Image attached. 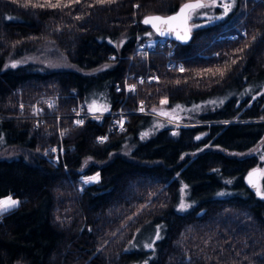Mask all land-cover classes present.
I'll list each match as a JSON object with an SVG mask.
<instances>
[{
    "label": "trees",
    "instance_id": "obj_1",
    "mask_svg": "<svg viewBox=\"0 0 264 264\" xmlns=\"http://www.w3.org/2000/svg\"><path fill=\"white\" fill-rule=\"evenodd\" d=\"M186 1L0 0V197L20 202L2 213L0 264H264V198L243 181L264 162V0H232L229 13L193 27L188 43L170 41L178 70L156 49L133 54L134 42L158 38L143 16ZM46 41L68 68L6 65ZM127 69L136 89L122 103L114 86ZM146 71L156 83L135 80ZM215 96L225 99L201 124L140 138L162 99L169 108ZM76 100L89 110L121 106L126 130L97 143L106 117L74 123ZM140 104L150 113L137 112ZM59 142L63 161L55 162L50 147ZM143 202L149 208L122 227ZM153 228L152 249L136 247Z\"/></svg>",
    "mask_w": 264,
    "mask_h": 264
},
{
    "label": "rangeland",
    "instance_id": "obj_2",
    "mask_svg": "<svg viewBox=\"0 0 264 264\" xmlns=\"http://www.w3.org/2000/svg\"><path fill=\"white\" fill-rule=\"evenodd\" d=\"M205 2H207L208 4L211 5L212 0H205ZM227 3H232V0H223L219 3H216V6L206 7V9H208V10H205V9H202V10L199 9L198 10L197 9L192 14V18L190 20L196 19L197 17H200L201 19H200V21H198L196 23H191L189 20V28L192 29L193 25L198 26V24L209 23V21H211V20L217 19L223 15H226L222 5L227 4ZM212 7H218V8L220 7L222 9L221 14L215 15ZM231 9L227 13H229L231 11ZM144 41L151 43L154 41V39H148V40H144ZM145 57L147 58L148 56L143 55V58H145ZM29 61H31L35 64L36 63L40 64V66H42V67H46V68L48 67L51 69L68 68L67 63L62 61L59 58V54H58L57 50L55 48H53V45L51 44L50 41H46V43L37 46L35 51L29 52V54L25 55L24 57L19 56V57L14 58V59H12V58L7 59L6 65L9 67H12L13 64H15L16 66L25 65V63H27ZM224 99H225V97L215 96L212 98L201 100V102L192 103L191 105H188V106L176 104V105H173L169 108H167V106H166L167 102L162 103V101H166V100L162 99L157 108L153 107L155 110L153 109L152 113L148 112V113H150L149 114L150 116H153V118L151 119L152 121L150 122V124H148L147 127L143 128L141 130L142 132L140 134V138L141 139H147L150 136L154 135L157 131H159V128H163V127H167V128L171 127L172 130H174L175 126H178V125H180V126L181 125H189L190 126L192 124H201L202 122H200V121L202 120L201 119L202 116L207 114L209 111H212L213 109H216L217 107H219L223 103ZM236 99H239V98L236 97ZM99 100L100 101L98 102V105L105 106V107L107 106V103L104 100H101V99H99ZM138 109L142 110L143 112L145 111L144 109H142V104ZM139 110H137V112ZM139 113H142V112H139ZM86 118L87 117H85L84 119H86ZM174 132H175V130L172 131V133H174ZM144 133H147V135L146 136L143 135ZM199 137H201V135ZM4 143H5L4 137H2L0 135V157H4L7 155V149L5 148ZM9 153L12 154V151H10ZM261 160H263V158H261ZM254 168L261 169L260 177H259L260 183H259L258 187L260 188L261 192H264L262 190V185H261V182H262L261 178H262V175L264 174V162L251 166L248 169V171H250L251 169H254ZM97 175L98 174L96 173L93 175L85 176V178L83 179V183L87 184V183H85V180L88 177H93V176H97ZM245 175L243 176V181H244ZM226 182H230V181H226ZM88 183H93V182H88ZM245 184H246V182H245ZM246 186H247V184H246ZM158 193L161 194V190H158V191L152 193L151 198L148 199V201L151 202V199L153 197H156V195ZM222 194H224V192H220L218 195L221 196ZM7 197H9V196L0 197V199H4ZM12 199L18 201V199H16V198H12ZM149 202H143L141 204V206H139V209L137 211H135L132 216H130L129 220L122 227H125L128 223L130 224L134 219H136L141 214L142 211L147 210L149 208L148 207ZM19 204H20V202L18 203V205ZM182 204L186 205V207L181 208V211H185L191 207L190 202H188L186 199V194H185V196H184V194H180V196H179L178 205L181 207ZM2 216L3 215L0 214V220L3 218ZM153 229H155V230H154V232H152L153 234L150 236H149L150 232L148 230H144L142 232V234L140 235V238L137 240V242H135V246L136 247L141 246L142 249L145 248L146 250H149V249L151 250L153 247L154 241L157 240V234H159V230L157 228H153ZM146 245H151V247H146ZM13 264H26V263L17 261Z\"/></svg>",
    "mask_w": 264,
    "mask_h": 264
},
{
    "label": "built area",
    "instance_id": "obj_3",
    "mask_svg": "<svg viewBox=\"0 0 264 264\" xmlns=\"http://www.w3.org/2000/svg\"><path fill=\"white\" fill-rule=\"evenodd\" d=\"M241 35H244V31H239ZM237 34L236 33H231L230 35L224 36L223 38L225 40H231L234 38ZM133 54L141 56L143 58V55L148 56L149 53L154 52L155 49L156 51H160L161 53L165 54L166 56V65L168 68H176L177 70L182 68V64L180 61H177L175 58V49L174 45L170 42L168 39H163L161 37L155 38L153 42L148 43L146 41L140 42L136 41L133 43ZM133 57H130V61ZM133 74H131L128 69L126 70L124 74V80L121 83H117L114 86V89L118 93H122V103L125 102L126 97L129 94H133L135 92V86L134 83L129 81L128 78H132ZM136 81L139 83H156L158 80V76L155 74H151L148 71H146L143 74H138L135 76ZM55 100L50 99L47 103L48 105H53L56 104L54 102ZM76 104L71 108L70 111V116H72L74 123H77L78 121L85 120L84 118L87 117L86 119H97V118H104L106 117V123H105V128L104 131L100 134L97 135L96 137V142L97 143H105L112 135L116 133H122L123 131L126 130V124H127V115L128 112H125L121 106L116 107L115 110L111 111H92L84 107L83 103L79 100H76ZM141 106V104H140ZM34 110L36 112L40 111L39 107H34ZM138 112L146 113L145 111L143 112L142 110H139ZM148 113V112H147ZM40 119L41 116L39 115ZM38 117V118H39ZM81 124V123H77ZM106 137V139L103 140V142H100L101 138ZM64 153V146L61 142L56 143L51 145L50 147V157H52L55 162H61L62 161V156Z\"/></svg>",
    "mask_w": 264,
    "mask_h": 264
},
{
    "label": "snow or ice",
    "instance_id": "obj_4",
    "mask_svg": "<svg viewBox=\"0 0 264 264\" xmlns=\"http://www.w3.org/2000/svg\"><path fill=\"white\" fill-rule=\"evenodd\" d=\"M79 2V0H77ZM100 2H104V0H100ZM27 6V5H25ZM34 7L40 6L43 7L44 5H33ZM49 7H60L61 4L58 2L57 4H49ZM210 6H216V0H212L211 5L205 2V0H196L195 3H185L181 6L180 11L174 15V16H168V17H161V16H150L146 17L143 21L144 24H150L153 29H155L158 33L161 35H165L166 32H175L177 39L186 40L188 38V35L191 31V29L188 27V21L192 18V14L200 8H206ZM224 8L225 14L233 7L232 3H227L222 5ZM197 25H193V27H196ZM235 63V61H233ZM16 65L13 64L12 67H15ZM183 70V69H181ZM221 76L224 75V72L221 70H217ZM162 103H166V101H162ZM90 109L92 111H106V108H98L95 104L90 105ZM77 123H82V121H78ZM143 135H147V133H144ZM106 139V137L101 138L100 142H103V140ZM199 139V137H198ZM256 170L249 173V183L257 188V195L264 198V192H261L260 188L257 187L256 182L253 180V176L257 175ZM99 179L98 175L93 177H88L85 180V183L88 182H95ZM18 201L12 199L11 196L0 199V214L3 212H6L18 205ZM186 207V205H181V208ZM157 239H159V234H157ZM146 247H151V245H146Z\"/></svg>",
    "mask_w": 264,
    "mask_h": 264
},
{
    "label": "water",
    "instance_id": "obj_5",
    "mask_svg": "<svg viewBox=\"0 0 264 264\" xmlns=\"http://www.w3.org/2000/svg\"><path fill=\"white\" fill-rule=\"evenodd\" d=\"M195 2H196V0H187L186 2L180 4V5L176 8L175 12L170 13V14H166L165 16L160 15V14H156V13H154V14H149V15H145V16H143V18L141 19V22H142V24H144V23H143L144 19H145L146 17H150V16H161V17L174 16V15H176V14L180 11V8H181V6H182L183 4H185V3H195ZM144 25L148 26V27L150 28V30H151L154 34H156L158 37H161V38H163V39H165V40L168 39V40L173 41V42H176V43L178 42V43H180V44H186V43H188V40H189V38H190V36H191V31H190V33H189V35H188V38H187L186 40H181V39H177L175 32H166L165 35H161V34L158 33L155 29H153L152 26H151L150 24H144ZM188 27H189V21H188ZM254 170H256L257 173H259V174L253 176V180L256 182V185H257V187H258V185H259V183H260L259 177H260V171H261V169L254 168V169H251L250 171H248V173H247V174L245 175V177H244V181L246 182L247 187H248L251 191H253V192L256 194L257 197H260L259 195H257V188H256V187H253V186L249 183V173H250V172H253Z\"/></svg>",
    "mask_w": 264,
    "mask_h": 264
}]
</instances>
